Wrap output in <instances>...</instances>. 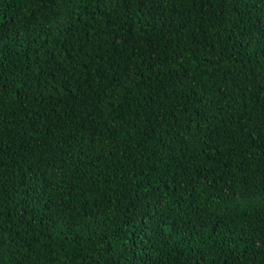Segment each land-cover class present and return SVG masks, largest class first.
<instances>
[{"label": "trees", "instance_id": "16d2710c", "mask_svg": "<svg viewBox=\"0 0 264 264\" xmlns=\"http://www.w3.org/2000/svg\"><path fill=\"white\" fill-rule=\"evenodd\" d=\"M0 264H264V0H0Z\"/></svg>", "mask_w": 264, "mask_h": 264}]
</instances>
